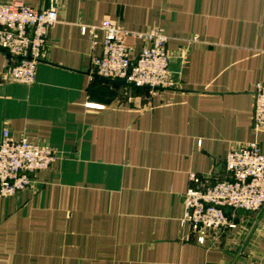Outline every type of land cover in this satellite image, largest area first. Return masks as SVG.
Segmentation results:
<instances>
[{"label":"crops","instance_id":"1","mask_svg":"<svg viewBox=\"0 0 264 264\" xmlns=\"http://www.w3.org/2000/svg\"><path fill=\"white\" fill-rule=\"evenodd\" d=\"M21 1L54 3L59 23L33 84L10 82L0 51V142L8 130L58 158L27 191L0 200V264H264L259 213H238L235 228L205 245L182 223L192 173L213 184L227 177L231 151L257 142L264 154L252 120L264 0ZM104 21L164 28L177 89L150 96L92 78L100 48L82 28Z\"/></svg>","mask_w":264,"mask_h":264},{"label":"built area","instance_id":"2","mask_svg":"<svg viewBox=\"0 0 264 264\" xmlns=\"http://www.w3.org/2000/svg\"><path fill=\"white\" fill-rule=\"evenodd\" d=\"M58 23L54 3L43 10L21 0L0 3V51L10 59V82L35 83L38 66ZM99 31L103 33L101 43L95 40ZM82 34L89 35L94 50L100 48V54L90 58L92 78L125 81L148 91L150 96L177 89L170 73V38L164 28L133 32L118 22L104 21L98 27H83ZM128 38L141 41V48L129 43ZM253 94L252 120L259 133L264 131V83H258ZM57 158L49 145L24 137L15 139L5 130L0 142V200L27 191L36 175L48 171ZM225 169L227 177L213 184L195 173L190 175L192 186L183 197L182 223L200 245H205L214 232L235 228L238 213L256 214L264 207V154L257 142L231 151Z\"/></svg>","mask_w":264,"mask_h":264},{"label":"water","instance_id":"3","mask_svg":"<svg viewBox=\"0 0 264 264\" xmlns=\"http://www.w3.org/2000/svg\"><path fill=\"white\" fill-rule=\"evenodd\" d=\"M110 82H113V83H118L119 82V83H122L124 85H127V83L125 81H110ZM263 216H264V207L259 212L257 220L260 221Z\"/></svg>","mask_w":264,"mask_h":264}]
</instances>
